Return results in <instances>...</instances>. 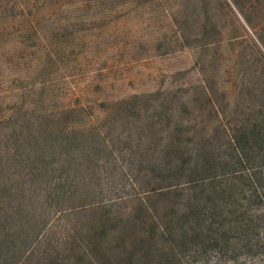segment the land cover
Here are the masks:
<instances>
[{
    "label": "trees",
    "instance_id": "trees-1",
    "mask_svg": "<svg viewBox=\"0 0 264 264\" xmlns=\"http://www.w3.org/2000/svg\"><path fill=\"white\" fill-rule=\"evenodd\" d=\"M187 1L0 0V36L19 29L37 39L7 46L9 58L7 47L0 49L7 51L0 59L5 64L28 62L21 75L0 74V89L8 87L0 94L12 99L7 113L0 103V264H242L264 247V72L256 82L259 99L241 119L234 109L222 110L237 102L209 71L225 72L224 27L216 19L222 13L214 11V0L199 1L194 36L202 43L186 41L206 52L203 77L185 104L195 119L168 124L159 141L162 119L139 121L140 129L151 127V156L141 151L140 138L132 139L133 130L119 135L120 121L107 124L113 109L132 113L130 103L140 95L100 102L102 117L82 103L67 105L50 88L54 82L40 77L55 54L49 31L108 27L150 5L184 13ZM220 1L255 33L252 44L264 46L262 28L239 1ZM182 25L189 26L187 17ZM191 30L183 31L185 40ZM167 103L158 106L167 112ZM211 112L215 122L199 121ZM125 142L130 159L124 165L116 145ZM108 167L123 184L107 191L114 193L108 200L94 201L93 183Z\"/></svg>",
    "mask_w": 264,
    "mask_h": 264
},
{
    "label": "rangeland",
    "instance_id": "rangeland-1",
    "mask_svg": "<svg viewBox=\"0 0 264 264\" xmlns=\"http://www.w3.org/2000/svg\"><path fill=\"white\" fill-rule=\"evenodd\" d=\"M199 1L188 0L191 6L184 13L150 5L126 15L119 23L108 27L57 30L55 34L54 31H49L55 54L54 59L46 60V68L40 77H47L54 82L55 85H50V88L60 93L67 105L82 103L89 107L90 113L102 117L100 102H112L140 95L139 99L130 103L134 106L132 113L116 112L113 109L106 115L107 124L120 121L122 124L118 127L119 135H129L128 133L133 130L130 132L132 139L137 141L140 138L138 142L141 151L151 156V143L147 141L149 137L147 135L151 137V127L140 129L139 121L150 119L151 115L156 119H162L161 126L164 129L156 126V130L159 131H156L155 139L159 141L160 137L167 136L170 129L168 124L173 125L184 119H195V116L190 115L193 108L185 104L187 95L195 90L203 77L201 67L206 52L199 51L196 46H186V41L188 40L192 45L202 43L194 36V25H198L202 20L203 8ZM238 1L239 5L244 7L242 8L244 14L252 25L262 28L258 33L264 41V0ZM213 6L215 12L222 13V16L219 15L220 18L216 17V19L219 25L224 27L222 35L224 41L219 53L225 58L222 59V64L225 66L222 68L225 72L221 70L218 76L216 69L209 71L220 85L230 88V99L237 102H234L232 108L222 104V110L228 113L230 109H234L235 118L241 119L244 108L256 104L259 99L256 82L263 79L261 71L264 72V46L260 43H257V47L252 44L255 33L253 34L245 25L239 12L232 5L230 10L224 2L214 0ZM186 17L189 26H181V22ZM187 29L193 30L185 40L182 33ZM235 35L241 38L229 42L226 40ZM34 42H37V39L32 33L25 38L24 31L11 29L4 36H0V49L2 45L7 47L25 43L30 46ZM6 50L8 54L3 49L0 51V59L6 57V54L8 58L10 57L9 48L7 47ZM12 50L14 49L11 48L10 52ZM17 60L19 59H11L10 64L0 61V74L9 78L25 73L28 62L18 64ZM50 60L55 61V64H50ZM243 79H246L244 83ZM5 88L8 89L3 86L0 90L5 91ZM216 97L222 99V94L218 93ZM163 99L169 101L166 104L167 112L158 106ZM11 100L9 95L0 94L2 113L9 111ZM198 103L195 102L194 105H200ZM117 115L122 119L116 120ZM215 120L216 117L212 112L204 113L199 117V121L205 123H212ZM136 126L138 128H135ZM116 147L117 151L122 153V161L125 165L130 159L126 154L129 144L120 143ZM115 171L116 169L106 168L101 178L93 183L94 201L108 200L114 196V193L107 191L123 184V181L115 176ZM99 190L102 192L99 193ZM262 241L264 245V238ZM241 262L264 264V247L259 252L245 256Z\"/></svg>",
    "mask_w": 264,
    "mask_h": 264
}]
</instances>
